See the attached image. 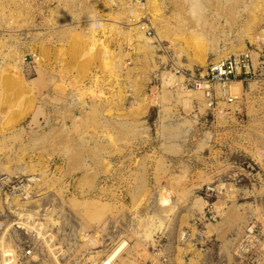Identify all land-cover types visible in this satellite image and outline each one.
Listing matches in <instances>:
<instances>
[{"label": "rangeland", "instance_id": "obj_1", "mask_svg": "<svg viewBox=\"0 0 264 264\" xmlns=\"http://www.w3.org/2000/svg\"><path fill=\"white\" fill-rule=\"evenodd\" d=\"M142 3L0 0V178L31 187L0 186V264H251L264 93L209 108L172 65L264 49V0Z\"/></svg>", "mask_w": 264, "mask_h": 264}, {"label": "built area", "instance_id": "obj_2", "mask_svg": "<svg viewBox=\"0 0 264 264\" xmlns=\"http://www.w3.org/2000/svg\"><path fill=\"white\" fill-rule=\"evenodd\" d=\"M131 3L142 5V0H130ZM144 18V16H141ZM139 20V19H138ZM145 21V20H143ZM140 21L138 23H142ZM147 33L152 34L153 29L148 23L141 25ZM35 59V56L33 55ZM175 74L183 77V86L190 90H203L209 108H215L220 101L229 104L239 99L230 91V85L234 81H240L243 85L256 83L264 93V49L246 50L235 54H230L220 59H212L207 65L196 69H188L179 65H172ZM26 183L25 178L5 176L0 178V186L10 193L18 192L22 196L31 194L30 184ZM211 191H216L208 187ZM190 235L186 232L182 236V241L189 240ZM263 236L259 232L255 223H249L242 240L239 243V256L247 258L251 264H264ZM155 250L162 251V246H157ZM12 256V255H11ZM9 255V257H11ZM165 261L164 258H161ZM105 260V263L108 264ZM159 264H165L161 262Z\"/></svg>", "mask_w": 264, "mask_h": 264}, {"label": "bare ground", "instance_id": "obj_3", "mask_svg": "<svg viewBox=\"0 0 264 264\" xmlns=\"http://www.w3.org/2000/svg\"><path fill=\"white\" fill-rule=\"evenodd\" d=\"M136 22V21H135ZM138 23V22H136ZM134 25L136 24H133V27ZM137 26V25H136ZM135 26V28H136ZM141 26V25H140ZM142 28V27H140ZM139 28V29H140ZM135 30V29H134ZM140 35V34H139ZM144 37V36H143ZM34 56L36 57V54H34ZM242 89V85H241V82L240 81H236V82H233L232 85L230 86V91L233 92L235 91L237 94L238 92ZM234 95V94H233ZM236 96V95H235ZM31 188V187H30ZM43 235V234H42ZM121 242V241H120ZM129 244V243H128ZM127 246V242L126 241H122L109 255H108V258L105 259L107 260L108 264H112L114 262V260H116L121 252L125 249V247ZM5 254V253H4ZM105 260L101 261L100 263H97V262H94L93 264H103L105 263ZM117 261V260H116ZM180 262V261H179Z\"/></svg>", "mask_w": 264, "mask_h": 264}]
</instances>
